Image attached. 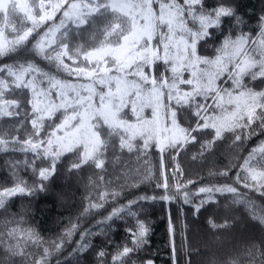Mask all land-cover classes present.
Here are the masks:
<instances>
[{
  "label": "snow or ice",
  "instance_id": "6c2138e0",
  "mask_svg": "<svg viewBox=\"0 0 264 264\" xmlns=\"http://www.w3.org/2000/svg\"><path fill=\"white\" fill-rule=\"evenodd\" d=\"M245 28L233 0H0V61H10L0 62V154L22 156L3 164L10 183L0 182V264H78L95 247L93 237L129 219L127 242L111 253L101 247L96 264H155L139 257L151 233L141 218L148 203H175L182 215L190 206L198 215L225 197L264 226V139L238 164L208 174L230 183L199 184L182 163L190 146L199 144L196 161L225 140L239 152L264 137V15ZM122 154L134 164L110 175L108 165L122 164ZM69 155L68 173L97 170L88 178L95 196L86 197L81 216L113 206L93 226L70 222L45 240L10 212L11 202L47 191ZM141 185L160 192L117 203L125 188ZM187 229L181 225L177 247L169 213L172 264H191L189 252L180 255L189 247ZM212 264H264V243Z\"/></svg>",
  "mask_w": 264,
  "mask_h": 264
},
{
  "label": "trees",
  "instance_id": "16d2710c",
  "mask_svg": "<svg viewBox=\"0 0 264 264\" xmlns=\"http://www.w3.org/2000/svg\"><path fill=\"white\" fill-rule=\"evenodd\" d=\"M212 5L216 0H206ZM237 6L239 14L247 22V28L255 29L258 18L264 15V0H233ZM205 54L212 55V48H207ZM23 55V54H21ZM0 62H10L7 58ZM26 105V100H25ZM209 138V137H205ZM259 139L264 137H254L251 142L246 144L239 152L230 146V140L218 143V146L205 159L193 161L192 153L199 150V144L190 146L189 151L183 158V166L188 178L196 180L199 177V184L205 183H230L231 180L224 177H210V171H219L225 168L230 161L239 163V157L247 155V151L254 146ZM111 156V153H110ZM9 157L22 158L21 154H0V182H9L8 173L3 168L4 161ZM74 157L69 155L59 166V173L54 180L48 185V190L38 192L31 197H17L11 202L10 212L16 213L17 216L23 215L28 224L35 227L45 240L57 239L69 226L70 222H79L82 228L91 227L96 220L107 215L111 211L113 205L106 206L105 210H101L98 214L81 216L84 207L87 204L86 197L90 194L95 196L93 187L89 184V176L94 177L97 171L94 168L85 167L78 174L68 173L67 168ZM122 164L113 167L108 165L109 174L112 176H120L123 172V162L134 164V157L128 154L121 155ZM154 160L158 157H153ZM230 173L231 175H234ZM95 178V177H94ZM123 180L116 181L118 184ZM159 193L160 190L154 189L150 185H141L137 189L125 188L121 198L117 203H124L126 200L133 198L135 195L142 193L153 194ZM218 203H211L202 209L198 215H193L190 206H183V215L181 208L177 204H164L156 202L144 205L146 211L141 214V218L147 220L151 224V233L148 236V245L139 253L141 259L147 257L154 260L155 264H172L170 237L168 232V216L171 213L173 221L177 226V247L183 243L181 235V225L187 224V237L189 247L181 249V257L185 251L189 252L191 264H212L215 259L223 261L227 255L234 250H242L252 243H264V226L252 220L247 212L241 206H232L230 201L225 197H218ZM259 201V197H256ZM264 203V201H259ZM226 205H228L226 207ZM209 218L215 220L216 223L222 224L225 221L230 227L222 230H213L209 227ZM0 219H3V213L0 212ZM238 219V220H237ZM239 221L241 227L235 226ZM112 231L108 236H95L92 238L94 248L80 258L78 264H96L95 253L101 247H107L109 253L113 252L117 245H123L127 242L126 228L132 225V221L114 220ZM94 231L98 229H93ZM214 234V235H212ZM252 239H250V236ZM79 238L77 233L74 239ZM108 241H112L109 245ZM221 246L219 249H213V245ZM72 245L66 247V251L59 257L63 259L67 252L71 251ZM110 258V257H109ZM52 264H55L53 258ZM183 264V259H181Z\"/></svg>",
  "mask_w": 264,
  "mask_h": 264
},
{
  "label": "rangeland",
  "instance_id": "374dc122",
  "mask_svg": "<svg viewBox=\"0 0 264 264\" xmlns=\"http://www.w3.org/2000/svg\"><path fill=\"white\" fill-rule=\"evenodd\" d=\"M238 220V219H237ZM237 224L235 225V226H237V227H241V223L239 222V221H237L236 222ZM212 235H214V234H212ZM250 236V235H249ZM250 239H252V237L250 236ZM221 246H219L218 245V243L217 244H215V245H213V249H219Z\"/></svg>",
  "mask_w": 264,
  "mask_h": 264
}]
</instances>
